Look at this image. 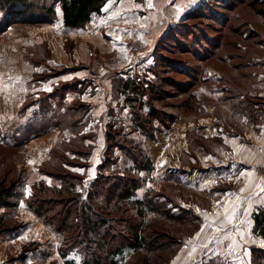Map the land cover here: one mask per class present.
<instances>
[{"label": "crops", "instance_id": "obj_1", "mask_svg": "<svg viewBox=\"0 0 264 264\" xmlns=\"http://www.w3.org/2000/svg\"><path fill=\"white\" fill-rule=\"evenodd\" d=\"M57 11L58 20L48 28L40 30L42 33L39 37H42V40L36 42L40 45L48 44L51 56L47 62L28 64L32 71L25 73L27 63L24 61L22 70L4 76V81H13L2 86L4 91L0 99V144L18 147L19 167L29 169V172L35 171L36 178L31 174L32 179L30 176L21 186L23 196L18 209L22 211L20 218L26 227L24 225L13 231L6 230L4 235L0 234L1 244L16 242L21 237H30L32 240L33 233L30 234L29 231L30 228L33 229L38 216L29 207L27 199L36 183L44 182L49 187H62L60 179L43 171L52 160V152L59 145L79 138L81 153L67 151L73 163L65 164V167L81 177L86 188H89L100 174L110 173L104 166L108 130L110 127L117 131L134 128L132 109L126 104V95L121 90V83L128 80L151 81L156 77L152 71L155 64L154 48L169 24L168 19L167 23L158 19L162 17V12L158 11L155 5L148 7L147 0H109L104 14L94 17L81 29L66 27L60 6ZM136 39L142 42L144 49L139 59H130L128 49ZM69 40L73 45L71 51L68 48ZM15 101L14 108L12 103ZM207 111L210 112L207 119L199 120L198 124L194 123L192 127H185L184 130L182 126L179 129L177 127L181 124L180 121H184L177 120L168 132L173 141L170 144L171 150L164 151L159 164L148 149L146 140H140L144 137L136 134L135 139L144 145L152 161V168L141 173L144 180L141 188H145L142 197L149 189L161 188V182L166 180L175 179L181 184L193 186L194 178L200 177V171L206 169L201 170L204 163L203 165L208 167L204 172L209 171L210 183L198 188H240V192L228 190V198L223 204L225 207L214 217L213 225L216 230L213 234H205L207 228H203L204 225L200 233L202 232L204 237H210V250H218L221 255L226 252L227 246H221L219 242L217 244V240L214 244L211 241L216 237L226 238L227 241L231 236L230 247L239 254L240 264H252L254 247L264 246V239L253 231L254 214L264 206V192L261 191L264 187V176L260 170L264 167V124L259 132L247 127L243 132L232 133L226 131L224 126L220 127L214 123L213 109ZM196 129L204 130L205 134H198L209 140H216L223 149L211 152L208 157L199 151L189 156L193 164L200 166L193 173L184 171L189 168L184 159L188 154H192L186 139L187 132ZM163 133L166 132H159ZM52 134L60 136L59 139L49 142L47 137ZM159 134L156 132L154 137H148L157 140L162 138ZM81 136L85 138L81 139ZM40 144H47L44 146L46 154L43 156L40 154V148L33 154L26 149L28 147L31 150L33 146ZM26 154L28 162L36 160V163L24 166L21 157ZM115 155L118 160L113 168H121L127 163L131 165L121 149L117 148ZM156 177H160V181L155 182ZM241 189L244 191L241 192ZM228 215L233 216L231 223L228 221ZM53 232L59 239L57 232ZM187 245H190L191 253L187 250L181 253L182 255L179 254L173 264H193L192 254L203 252V245H193L190 242ZM59 247V244L56 245L58 254ZM47 249L44 251L51 253L50 248ZM193 249L195 251H192ZM24 259L25 264H29L30 257ZM4 261L0 258V263Z\"/></svg>", "mask_w": 264, "mask_h": 264}, {"label": "rangeland", "instance_id": "obj_2", "mask_svg": "<svg viewBox=\"0 0 264 264\" xmlns=\"http://www.w3.org/2000/svg\"><path fill=\"white\" fill-rule=\"evenodd\" d=\"M54 1L33 0L35 5H53ZM152 4L163 14L158 19L165 20L166 23V19L169 20L167 30L154 48V61L157 62V66L153 73L158 79L159 88L165 90V92L162 91L156 95H160L159 97L154 96L151 100L152 105L156 106L160 112V114L157 113L159 117L168 118L176 114L177 119L174 124L179 119L183 120L186 125L180 121L181 124L177 127L179 129L182 126L184 130L185 127H192L194 123L198 124L199 120L207 119L210 113L207 109H213L214 123L220 127L224 126L228 132H243L247 127L255 132L261 131L264 124V97H262L264 94V65L258 68L247 65V63L253 62L252 58H264V14L260 13H264V0H171V2L170 0H152ZM58 6L60 5L56 6V10H58ZM4 16L5 12L0 9V22ZM155 19L157 20V18ZM57 20L58 13L52 22L13 24L0 34V89L3 88V85L13 81H4V76L6 77L10 73L16 74L22 70L24 61L27 63L25 73L29 70V72L32 71L28 64L47 62L51 56L47 47L48 44L40 45L36 42L42 40V37H39V34L42 33L40 30L48 28ZM72 46V41L69 40L68 48L70 51ZM135 46L140 47L139 54L143 52L142 42L139 39L132 41L128 49L130 59L135 58L132 52ZM5 47H9V49ZM237 53L240 54V58H234V56L233 61L228 64L222 63L221 59ZM235 63H244L245 65L237 68ZM253 69L252 77L245 76L246 72L249 73ZM2 91L4 90H0V99ZM6 93L7 90L5 96ZM12 104L15 108L16 101ZM137 108H140V104ZM250 109L252 111L248 112ZM142 110L147 113L148 107H144ZM253 114H255V118L258 115L255 120L252 117ZM155 124L156 126L160 124L158 119ZM174 124L170 128L165 127L162 130H157L158 134L159 132H166L159 134L162 138L157 140L149 138L135 127L133 130L122 131V134L133 139H135L136 134L138 136L141 134L144 138H140V140H146L148 149L159 164L163 159L164 151L171 150L172 145L170 146V144L173 141H171L168 132ZM199 132L206 133L202 129L187 132L186 139L192 154H188L184 159L185 165H189V168L184 171L195 173L200 167L199 164H193L189 157L197 151L208 157L207 155L211 152L223 149L219 142L209 140V138L198 134ZM59 137L52 134L47 138L51 142L58 140ZM46 145L40 144V146H33L34 149L31 148L30 150L28 147L26 149L33 154L40 148V154L43 156L46 154V147H44ZM18 150V147L0 144V180L7 172H11L10 181L18 179V185L21 187L31 174H34V178H36V172L32 170L29 172V169L19 167ZM27 156L26 154L21 157L24 166H32L33 163H36V160H30L32 163L28 162ZM203 164L201 170L206 168L204 170L206 171L208 167ZM260 170L264 176V167H261ZM204 171H200V177L194 178L193 186L190 184L182 185L179 184V180L172 179L166 180V182L162 181L161 188L153 189L168 198V207L175 210L179 207L192 210L202 219L200 228L194 234L190 233L192 229L188 226L168 222L166 230L170 234L175 238L183 235L186 238L169 264H173L179 254L190 249V245H187L189 242L193 245L204 246L203 252L192 254L193 264H240L239 254L234 250L232 251L230 247L231 236L227 238V241L226 238L217 237L211 241V243H215L217 240V244L219 242L221 246H227V250L222 256L218 250H210V237L208 235L204 237L202 232L200 233V229L204 225L203 228H207L205 234H213L216 230L213 225L215 223L214 217L222 211V207H225L223 204L228 198V190L240 192V188H198L201 185L208 186L210 183L209 171ZM154 181H160V177H156ZM19 189L21 190V188ZM144 190L145 188H140L137 196L142 197ZM260 208H264V206ZM20 213L22 214L21 210L12 206L9 209L0 208V218H4V223L0 227V234L5 233L8 226H18L17 229H19L25 225L23 219L20 218ZM23 213L25 212L23 211ZM149 218L150 221H155L158 216L151 214ZM37 219L33 224V229L30 228L29 231L30 234H34H32V240L30 237H21L16 242L0 243V250H2L0 258L5 260L2 264H25L24 258L29 257V264H81L80 256L76 253L66 258L60 253L58 254L56 245H60V242L53 232L54 229L45 224L40 217ZM48 247L51 253L44 251L48 250ZM258 248H264V246ZM189 251L191 253V250ZM253 262L252 254V264Z\"/></svg>", "mask_w": 264, "mask_h": 264}, {"label": "trees", "instance_id": "obj_3", "mask_svg": "<svg viewBox=\"0 0 264 264\" xmlns=\"http://www.w3.org/2000/svg\"><path fill=\"white\" fill-rule=\"evenodd\" d=\"M108 2L109 0H55L53 5H35L33 0H0V9L5 12L4 19L0 22V34L13 24L52 22L57 16L58 4L66 27L85 28L94 17L104 14ZM239 55H229L221 59L222 63L228 64L233 61L234 56L240 58ZM252 59L254 63L249 62L247 65L258 68L264 65V58ZM241 65L245 64H236L237 68ZM156 66L157 62L152 68L153 72ZM253 72L254 69L246 72L245 76L252 77ZM157 81V78L151 81L128 80L122 81L120 86L127 103L133 109L134 127L150 137H154L157 130L170 128L177 119L176 114L160 118L158 108L152 105V97L165 92L159 88ZM137 104H140V108H137ZM144 107H148L147 113L142 110ZM252 117L255 120L258 115L255 118L253 114ZM157 119L160 123L158 126L155 124ZM82 138L85 136H81ZM80 147L79 138L56 147L52 152V160L43 171L60 179L62 187H49L44 182L36 183L27 199L31 210L59 235L60 254L66 258L76 253L80 256L81 264H169L186 238L184 235L175 238L170 234L166 230L168 222L188 226L192 229L190 233L194 234L200 228L201 217L192 210L168 207V198L153 189H149L142 198L137 196L144 183L141 173L152 168V161L144 145L123 135L121 130L117 131L113 127L108 130L104 166L110 173L100 174L89 188L84 186L81 177L65 167V164L73 163L66 152L81 153ZM117 148L122 150L131 165L127 163L121 168H113L118 160L115 155ZM10 174L11 172H7L0 180V208H18L23 196L19 180L11 182ZM151 214L157 215L158 219L150 221ZM3 221L4 218H0V227ZM17 227L8 226L6 230L13 231ZM253 231L264 239V208L254 214ZM253 258V264H264V248H254Z\"/></svg>", "mask_w": 264, "mask_h": 264}, {"label": "snow or ice", "instance_id": "obj_4", "mask_svg": "<svg viewBox=\"0 0 264 264\" xmlns=\"http://www.w3.org/2000/svg\"><path fill=\"white\" fill-rule=\"evenodd\" d=\"M147 2H148V7H153L154 5L152 4V0H147ZM170 2H171V0H170ZM182 10V9H181ZM17 80H19V78H16ZM0 90H2V89H0ZM47 90H50V89H47ZM210 158V157H209ZM30 163H32L31 161H30ZM78 171H83V170H78ZM249 176H251V173H249ZM244 191V189H241V192H243ZM261 191L262 192H264V187H262L261 188ZM239 199V198H238ZM232 219H233V216L232 215H228V221H229V223H231L232 222ZM23 238V237H22ZM205 247H207V245H205ZM192 251H195V249H193ZM246 251V253H247V250H245Z\"/></svg>", "mask_w": 264, "mask_h": 264}, {"label": "built area", "instance_id": "obj_5", "mask_svg": "<svg viewBox=\"0 0 264 264\" xmlns=\"http://www.w3.org/2000/svg\"><path fill=\"white\" fill-rule=\"evenodd\" d=\"M139 51H140V47L139 46H135L132 50L133 52V57H135V59H139Z\"/></svg>", "mask_w": 264, "mask_h": 264}]
</instances>
